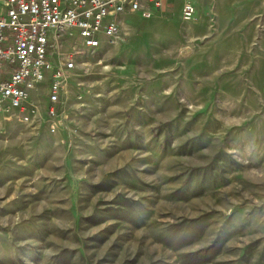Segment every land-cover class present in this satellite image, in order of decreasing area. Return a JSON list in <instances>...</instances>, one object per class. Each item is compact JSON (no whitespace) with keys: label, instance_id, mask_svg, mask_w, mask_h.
I'll list each match as a JSON object with an SVG mask.
<instances>
[{"label":"rangeland","instance_id":"1","mask_svg":"<svg viewBox=\"0 0 264 264\" xmlns=\"http://www.w3.org/2000/svg\"><path fill=\"white\" fill-rule=\"evenodd\" d=\"M183 2L0 112V264H264V0Z\"/></svg>","mask_w":264,"mask_h":264},{"label":"built area","instance_id":"2","mask_svg":"<svg viewBox=\"0 0 264 264\" xmlns=\"http://www.w3.org/2000/svg\"><path fill=\"white\" fill-rule=\"evenodd\" d=\"M160 4L161 0H0V112L25 111L29 93L42 81L47 82L49 102H56L65 71L74 68L78 58L120 40L118 14L139 12L148 18ZM193 13L192 0H184L182 17L189 19ZM64 42L69 44L66 51L61 49ZM48 113L55 114L52 105Z\"/></svg>","mask_w":264,"mask_h":264},{"label":"crops","instance_id":"3","mask_svg":"<svg viewBox=\"0 0 264 264\" xmlns=\"http://www.w3.org/2000/svg\"><path fill=\"white\" fill-rule=\"evenodd\" d=\"M168 0H162V4H161V6L157 9V8H155L156 10H155V12H159V15H162L164 12H166L167 11V9H168V7H167V5H168ZM167 8V9H166ZM134 13H137V12H124V13H120V14H118V17H117V20H118V22H119V25H120V27H122L121 26V23H122V21L123 20H121L122 19V15H124V14H134ZM165 14V13H164ZM122 29V28H121Z\"/></svg>","mask_w":264,"mask_h":264}]
</instances>
